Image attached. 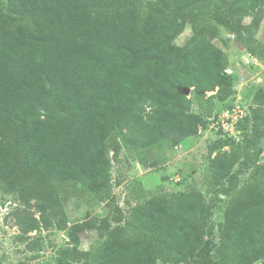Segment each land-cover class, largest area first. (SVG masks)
Instances as JSON below:
<instances>
[{"label":"trees","instance_id":"trees-1","mask_svg":"<svg viewBox=\"0 0 264 264\" xmlns=\"http://www.w3.org/2000/svg\"><path fill=\"white\" fill-rule=\"evenodd\" d=\"M263 21L264 0H0V191L33 201L24 232L68 231L56 264H264V88L238 121L241 142L208 149L206 184L229 196L218 242L201 190L161 192L126 213L111 172L122 145L155 166L206 128L237 80L220 28L264 62ZM241 165L252 178L239 188ZM66 195H93L113 215L69 224ZM92 230L100 241L81 248Z\"/></svg>","mask_w":264,"mask_h":264},{"label":"rangeland","instance_id":"rangeland-1","mask_svg":"<svg viewBox=\"0 0 264 264\" xmlns=\"http://www.w3.org/2000/svg\"><path fill=\"white\" fill-rule=\"evenodd\" d=\"M245 20L248 22L250 18ZM190 34L191 29L187 26L176 39V43L185 45ZM257 37L264 49V21ZM214 41L224 48L230 60L228 70L237 79L233 95L227 101L216 105L206 128H200L196 136L187 138L173 150H168L165 161H159L155 166H150L149 161L139 163L122 145L117 155L111 151V172L116 203L126 213L131 206L161 192H177L191 188L201 190L207 202L215 203L212 225L215 241L218 242V225L223 220L224 203L229 196L221 193L216 197L215 190L219 191V187L211 188L206 184L205 176L210 159L208 149L210 144L222 137H233L237 142L243 139L244 131L239 122L235 130L236 135L224 134L220 125L223 120H228L226 111H229V116H238L239 120L250 111L253 91L264 88V62L251 55L243 43L237 41L223 28H220V34ZM262 56L264 57V52ZM227 104H233L234 107L228 108ZM192 109L199 111L196 103L193 104ZM227 148L229 147L226 146L225 149ZM259 159L264 164V149ZM239 169V188H241L251 180L252 168L241 165ZM64 203L69 224L89 216L102 219L108 214L110 218L113 215V211L109 212L105 202H100L93 195L83 197L66 195ZM31 213L39 215L33 206V201L24 205L20 203L16 194L6 190L0 191V264H56L59 251L72 245L66 229L52 227L41 232H24L22 218ZM98 241H100L98 232L88 231L83 235L80 247L91 250ZM255 264H263V262L258 261Z\"/></svg>","mask_w":264,"mask_h":264},{"label":"built area","instance_id":"built-area-1","mask_svg":"<svg viewBox=\"0 0 264 264\" xmlns=\"http://www.w3.org/2000/svg\"><path fill=\"white\" fill-rule=\"evenodd\" d=\"M228 72H230V70H228ZM228 113L229 111L225 112V115L227 116L228 120H225V121L223 120L220 125V128L222 127V129L224 130V134L236 135L235 130H237V124H238L239 118L238 116H231V115L229 116Z\"/></svg>","mask_w":264,"mask_h":264},{"label":"water","instance_id":"water-1","mask_svg":"<svg viewBox=\"0 0 264 264\" xmlns=\"http://www.w3.org/2000/svg\"><path fill=\"white\" fill-rule=\"evenodd\" d=\"M190 88H185V93L188 94L190 92Z\"/></svg>","mask_w":264,"mask_h":264}]
</instances>
